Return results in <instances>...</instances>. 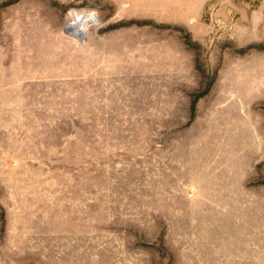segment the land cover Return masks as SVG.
Here are the masks:
<instances>
[{
    "label": "rangeland",
    "instance_id": "rangeland-1",
    "mask_svg": "<svg viewBox=\"0 0 264 264\" xmlns=\"http://www.w3.org/2000/svg\"><path fill=\"white\" fill-rule=\"evenodd\" d=\"M178 4L0 0V264H264V0Z\"/></svg>",
    "mask_w": 264,
    "mask_h": 264
},
{
    "label": "crops",
    "instance_id": "crops-1",
    "mask_svg": "<svg viewBox=\"0 0 264 264\" xmlns=\"http://www.w3.org/2000/svg\"><path fill=\"white\" fill-rule=\"evenodd\" d=\"M59 4H67L72 0H54ZM117 5L122 9L129 7L131 11L138 12H173L178 9V0H95Z\"/></svg>",
    "mask_w": 264,
    "mask_h": 264
},
{
    "label": "bare ground",
    "instance_id": "bare-ground-1",
    "mask_svg": "<svg viewBox=\"0 0 264 264\" xmlns=\"http://www.w3.org/2000/svg\"><path fill=\"white\" fill-rule=\"evenodd\" d=\"M95 16H88V17H80L77 19L76 23H71L69 25V29H73L74 33L77 36H81L82 33V28L85 26L86 23H88L89 21H95Z\"/></svg>",
    "mask_w": 264,
    "mask_h": 264
},
{
    "label": "trees",
    "instance_id": "trees-1",
    "mask_svg": "<svg viewBox=\"0 0 264 264\" xmlns=\"http://www.w3.org/2000/svg\"><path fill=\"white\" fill-rule=\"evenodd\" d=\"M201 95H198V96H196V98L194 99V101H196V99L198 98V97H200Z\"/></svg>",
    "mask_w": 264,
    "mask_h": 264
},
{
    "label": "water",
    "instance_id": "water-1",
    "mask_svg": "<svg viewBox=\"0 0 264 264\" xmlns=\"http://www.w3.org/2000/svg\"><path fill=\"white\" fill-rule=\"evenodd\" d=\"M67 34H70L68 31H65ZM71 35V34H70Z\"/></svg>",
    "mask_w": 264,
    "mask_h": 264
}]
</instances>
